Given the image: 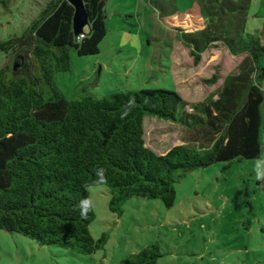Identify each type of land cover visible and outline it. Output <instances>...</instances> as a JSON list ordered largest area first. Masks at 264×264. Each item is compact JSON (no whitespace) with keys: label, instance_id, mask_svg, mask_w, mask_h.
Wrapping results in <instances>:
<instances>
[{"label":"trees","instance_id":"1","mask_svg":"<svg viewBox=\"0 0 264 264\" xmlns=\"http://www.w3.org/2000/svg\"><path fill=\"white\" fill-rule=\"evenodd\" d=\"M83 1L89 25L82 39L72 31V6L46 0L19 36L0 40L6 60L0 68V230L91 255L104 249L109 236L95 240L89 232L93 208L83 219L76 207L81 199H91L88 188L107 187L108 209L120 217L132 197L172 207L175 184L191 171L261 158L264 39L262 32L247 29L252 0H195L183 12L149 0L195 64L218 45L241 57L236 71L197 102L164 89L96 96L82 88L67 99L55 75L71 70L72 53L97 55L106 33L108 0ZM11 3L0 0V8L8 11ZM218 79L214 74L205 82L213 85ZM145 116L205 136L207 144L183 143L158 155L145 146ZM99 169L106 182H98ZM260 234L264 238V220ZM163 256L155 243L119 264H156Z\"/></svg>","mask_w":264,"mask_h":264},{"label":"rangeland","instance_id":"2","mask_svg":"<svg viewBox=\"0 0 264 264\" xmlns=\"http://www.w3.org/2000/svg\"><path fill=\"white\" fill-rule=\"evenodd\" d=\"M44 1L12 0L8 11L0 8V40L19 36ZM194 1L163 0L167 9L179 12ZM105 15L106 33L98 54L72 53L71 70L55 75L56 86L67 99L76 98L82 88L96 96L164 89L188 102L202 101L241 61L214 45L195 64L149 0H108ZM246 25L250 32H262L264 39V0H252ZM5 62L0 52V68ZM214 74L218 81L207 84L205 80ZM261 88L264 91V80ZM143 127L145 146L158 155L183 143L207 144L205 136L156 117L145 116ZM257 161H264V137L260 159L220 162L191 171L175 184L172 207L158 199L132 197L120 217L108 209V188L90 187L95 219L89 232L95 240L108 233L104 249L80 255L0 230V264H119L155 243L164 253L156 264H264L260 234L264 181L256 179Z\"/></svg>","mask_w":264,"mask_h":264},{"label":"water","instance_id":"3","mask_svg":"<svg viewBox=\"0 0 264 264\" xmlns=\"http://www.w3.org/2000/svg\"><path fill=\"white\" fill-rule=\"evenodd\" d=\"M73 8L72 31L75 37L82 34V31L88 27V13L83 0H66ZM16 68V65L13 66Z\"/></svg>","mask_w":264,"mask_h":264},{"label":"clouds","instance_id":"4","mask_svg":"<svg viewBox=\"0 0 264 264\" xmlns=\"http://www.w3.org/2000/svg\"><path fill=\"white\" fill-rule=\"evenodd\" d=\"M262 163H264V161H257V166L255 170L256 179L260 181H264V169H262L261 167ZM97 180L98 182H106V177L104 176L103 169H99L97 171ZM93 206H94L93 201L91 199L85 198V199H81L76 207L80 211L81 218L86 219L88 212L92 210Z\"/></svg>","mask_w":264,"mask_h":264},{"label":"built area","instance_id":"5","mask_svg":"<svg viewBox=\"0 0 264 264\" xmlns=\"http://www.w3.org/2000/svg\"><path fill=\"white\" fill-rule=\"evenodd\" d=\"M83 36H84L83 34H80V35H79V39H82V38H83Z\"/></svg>","mask_w":264,"mask_h":264}]
</instances>
